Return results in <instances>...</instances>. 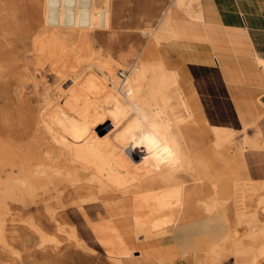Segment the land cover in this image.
<instances>
[{
  "label": "bare ground",
  "instance_id": "1",
  "mask_svg": "<svg viewBox=\"0 0 264 264\" xmlns=\"http://www.w3.org/2000/svg\"><path fill=\"white\" fill-rule=\"evenodd\" d=\"M112 1L32 0L29 51L36 67L48 63L56 85L44 87L35 114L8 103L13 83L0 89V105L14 113L11 118L0 111V174L5 172L0 179V240L5 219L15 217L9 203L23 204L27 197L41 202L42 218L50 224L45 230L35 227L40 242L58 239L96 255L69 221L67 208L111 198L136 199L140 225L147 222L150 234L166 236L178 224L211 216L244 225L252 242L263 240L258 249L245 245L230 226L195 264H217L226 253L240 264H254L264 253V221L259 219V213L264 214V180L232 178L219 192L215 182L205 181L213 174L202 151L233 145L234 130L220 126L215 136L216 125L206 124L182 64L161 48L175 32L170 6L155 25L143 28L146 42L131 66L124 67L93 48L94 30H111ZM170 5L189 20L202 22L199 0H171ZM8 27L0 13V39ZM11 49L0 43V81H6L11 70L5 66ZM255 61L262 64L257 56ZM107 122L111 130L100 135ZM254 126H242L235 159L264 148L258 130L247 132ZM26 135L39 144L31 152L21 148ZM237 168L242 171L239 164ZM109 259L119 264V259Z\"/></svg>",
  "mask_w": 264,
  "mask_h": 264
},
{
  "label": "crops",
  "instance_id": "2",
  "mask_svg": "<svg viewBox=\"0 0 264 264\" xmlns=\"http://www.w3.org/2000/svg\"><path fill=\"white\" fill-rule=\"evenodd\" d=\"M121 2L139 14L137 24L143 28L155 25L170 6L175 32L161 48L169 59L182 64L206 124L231 127L240 139L242 126L255 122L247 132L252 135L258 130L264 142V0H199L202 22L186 18L170 5L171 0ZM246 153L236 161L232 147L217 152L204 149L202 158L213 174L205 181L215 182L219 192L221 184L232 178L264 179V148ZM141 214L136 199L119 198L66 211L82 241L103 259L98 264H116L109 258L119 259V264H190L192 254L204 253L226 229L220 226V218L212 216L178 224L166 237L142 240L150 233L147 222L140 225Z\"/></svg>",
  "mask_w": 264,
  "mask_h": 264
},
{
  "label": "rangeland",
  "instance_id": "3",
  "mask_svg": "<svg viewBox=\"0 0 264 264\" xmlns=\"http://www.w3.org/2000/svg\"><path fill=\"white\" fill-rule=\"evenodd\" d=\"M31 6L32 0H0L2 22L9 24L5 33L6 36L0 39V43L11 45L12 48L10 50V60L5 65L11 68V70L3 78L6 81H0V89H7L6 84L9 81L13 83V86L8 89L11 96V102L8 103H17L25 106L27 110L24 111H27V113L31 111L32 114H35L34 109L37 106V99L40 97V93L44 87L53 89L56 85V78L50 70L48 63L45 62L43 67L40 68L36 67L32 60L29 51L31 45L29 38L33 27V23L30 20ZM128 9L129 7H125L121 0H113L111 30L108 32H105V30H94L96 38L94 37L95 40L93 43V48L100 50L102 56H110L124 67L131 66L142 41L146 40V37L141 34L143 27L141 26V28L137 24L139 14L133 8ZM70 84L71 82L69 81L63 87L68 88ZM0 111L5 112L11 118L14 116L11 108L4 110L2 105H0ZM108 124L109 122L103 125L100 135L111 130L112 127ZM215 127L212 129L215 131V136H218L219 127ZM236 133L237 131L234 130L232 135L233 141H235L234 144L224 147H232L235 149L237 145L241 144L242 132L240 131V139H237ZM21 139V148L29 152L33 151L39 145L33 140L31 135H26L23 138L21 137ZM3 143V139L0 138V144ZM4 176L5 172H2L0 179H4ZM252 180L260 181V179ZM33 201V199L26 197L23 202L24 205L21 203H9L10 213H13L15 217H13V221L9 219L10 217H7L4 222L3 241L0 240V264H98L99 261L103 260L88 251L73 246V244L69 245L65 241L60 242L61 240L56 239L52 243L49 242L50 244L48 242H40L41 238L36 233V228L45 230L46 228H50V224L46 219L42 218L44 215L41 209V202H38L37 199L35 202ZM217 217L220 218V226L226 228L225 231L231 226L230 229L236 231V236L241 238L246 243H244L245 245L252 244L258 249L259 245L263 243L262 239L252 242L249 237H246L245 235L248 229L244 225H230L229 222L222 221L220 216ZM259 219L260 221H264V214L262 212L259 213ZM256 226L252 224L250 227ZM257 227L260 226L258 225ZM32 228H34L35 233L31 230ZM166 236H156L155 234L150 235L147 233L142 237L143 239H140H159ZM39 238L40 241L38 240ZM203 254H192L190 264H195L196 258H202ZM233 256L231 253H226L217 264H240L242 262L241 260H236ZM203 264H207V262ZM254 264H264V253L256 256Z\"/></svg>",
  "mask_w": 264,
  "mask_h": 264
}]
</instances>
